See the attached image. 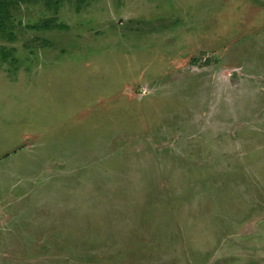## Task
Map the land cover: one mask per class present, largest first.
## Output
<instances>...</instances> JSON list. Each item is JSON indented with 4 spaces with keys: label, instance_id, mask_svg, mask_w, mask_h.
I'll list each match as a JSON object with an SVG mask.
<instances>
[{
    "label": "rangeland",
    "instance_id": "1",
    "mask_svg": "<svg viewBox=\"0 0 264 264\" xmlns=\"http://www.w3.org/2000/svg\"><path fill=\"white\" fill-rule=\"evenodd\" d=\"M6 27L0 264H264V0H16Z\"/></svg>",
    "mask_w": 264,
    "mask_h": 264
},
{
    "label": "trees",
    "instance_id": "2",
    "mask_svg": "<svg viewBox=\"0 0 264 264\" xmlns=\"http://www.w3.org/2000/svg\"><path fill=\"white\" fill-rule=\"evenodd\" d=\"M14 1L16 0H0V29L2 30V32L7 31L6 22H8L11 17V9L14 5ZM58 25L59 24H51L50 22H47V23L43 22L39 26L50 28V27H55ZM6 54L8 53L4 51L3 53L4 58H6Z\"/></svg>",
    "mask_w": 264,
    "mask_h": 264
}]
</instances>
